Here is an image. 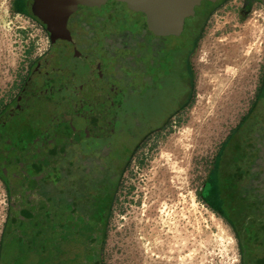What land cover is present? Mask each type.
Here are the masks:
<instances>
[{"label": "rangeland", "instance_id": "rangeland-1", "mask_svg": "<svg viewBox=\"0 0 264 264\" xmlns=\"http://www.w3.org/2000/svg\"><path fill=\"white\" fill-rule=\"evenodd\" d=\"M16 1L0 0V113L14 102L41 101L36 86L50 85L37 68L49 36ZM82 7L69 26L81 19L73 29L86 39L85 22H96V53L124 96L114 139L131 146L103 225L102 264H241L235 199L242 189H264L257 185L264 184V4L207 0L197 9L196 29L189 19L181 37L196 45L191 80L177 101L182 83H160L157 39L144 14L114 0ZM8 210L0 174V255Z\"/></svg>", "mask_w": 264, "mask_h": 264}, {"label": "flooded vegetation", "instance_id": "flooded-vegetation-1", "mask_svg": "<svg viewBox=\"0 0 264 264\" xmlns=\"http://www.w3.org/2000/svg\"><path fill=\"white\" fill-rule=\"evenodd\" d=\"M16 5L21 11L30 10L32 17L43 23L42 27L49 36V45L38 60L40 74H37L40 82L50 83L49 90L45 91L53 97L36 86L41 101L14 102L10 111L0 113V174L9 190L6 227L12 213V202L21 196H31L39 206H70L82 216L104 225L117 182L130 159L131 146L125 140L114 139L117 111L122 104L111 107L107 117L99 118L98 109L85 107L80 91L82 87L78 85L81 79L91 83V86L87 85L89 87L98 84L99 71L95 70L97 64L94 69L86 62H76V55L100 60L103 77L110 82L106 78L109 62L106 63L96 53L100 45L97 38L99 28L96 22H85L91 35L86 39L75 31L76 28L73 29L74 25H81V19L70 28L71 17L83 9L79 5L68 20L69 39L55 42L48 24L35 13V0H17ZM194 26L196 29V24ZM108 30L104 27L102 35ZM124 33L135 35L130 30H124ZM110 35L101 43L104 50L107 49L105 45H110ZM154 36L157 39L155 62L160 83L174 78L176 85L179 81L182 83L180 97L177 95L175 98L177 101L191 80L190 55L196 44L185 42L181 37L169 36L172 39L168 40ZM127 49L125 45L123 50ZM57 80L60 85L56 84ZM46 98L49 99L45 101ZM67 106L71 110H67ZM114 113V129L105 128V123ZM74 128L77 134H73ZM257 185L264 186L263 183ZM258 188L248 193L252 196H245L248 194L243 190L235 199L240 213L238 218L233 217V223L241 240V264H264V197L254 196Z\"/></svg>", "mask_w": 264, "mask_h": 264}, {"label": "water", "instance_id": "water-1", "mask_svg": "<svg viewBox=\"0 0 264 264\" xmlns=\"http://www.w3.org/2000/svg\"><path fill=\"white\" fill-rule=\"evenodd\" d=\"M107 0H35V13L52 31V40L69 39V17L83 3ZM146 16L150 32L159 37H182L189 19L198 20L199 9L207 0H114ZM264 4V0H259ZM197 25V24H196ZM98 73V84L78 82L85 107L98 109L99 118L107 117L111 107L123 103L119 88L105 81L101 62L76 55ZM90 61V62H89ZM97 75V74H96ZM57 85L60 81L57 80ZM89 85V86H87ZM88 105V106H87ZM116 115L104 125L114 129ZM12 213L3 235L0 264H102L104 226L82 216L75 208L48 204L39 206L31 196L12 202Z\"/></svg>", "mask_w": 264, "mask_h": 264}, {"label": "trees", "instance_id": "trees-1", "mask_svg": "<svg viewBox=\"0 0 264 264\" xmlns=\"http://www.w3.org/2000/svg\"><path fill=\"white\" fill-rule=\"evenodd\" d=\"M246 156H248L247 154H244V155H240L238 158V162L237 163H232V164H230L229 165V167H228V170L230 171V169L231 168H233V166H235L236 164L238 165L239 164V161H241V160H243V159H245V157ZM242 158V159H241ZM217 172H218V166H216V175H217ZM234 174H236V173H234ZM234 179H235V181H236V177L234 176ZM237 182V181H236ZM238 183V182H237ZM214 184H216V183H214ZM239 185H240V183H238ZM217 185V184H216ZM242 188H245V187H242ZM259 190H258V193H256V194H254V196H257V197H262V195H261V192H262V190H264L263 189V187H259L258 188ZM242 190H244V189H242ZM251 190L253 191V188L252 189H250V190H244V192L245 193H250L251 192ZM245 196H252V195H250V194H248V195H245Z\"/></svg>", "mask_w": 264, "mask_h": 264}]
</instances>
